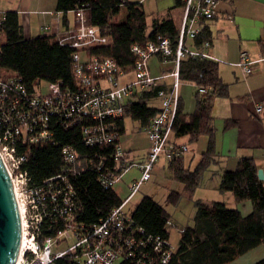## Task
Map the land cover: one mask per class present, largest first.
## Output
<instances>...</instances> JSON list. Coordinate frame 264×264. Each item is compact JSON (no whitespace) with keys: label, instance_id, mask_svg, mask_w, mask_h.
<instances>
[{"label":"built area","instance_id":"1","mask_svg":"<svg viewBox=\"0 0 264 264\" xmlns=\"http://www.w3.org/2000/svg\"><path fill=\"white\" fill-rule=\"evenodd\" d=\"M73 14L74 26L54 30L50 37L59 46L75 51L71 59L74 90L62 88L58 82H44V87L39 83L30 91L20 78L4 77L0 68V158L10 176L21 218V240L14 264H167L175 250L170 240L152 238L142 229L133 228L131 213L124 209L140 187L151 180L160 158L168 161L188 152L186 146L171 140L180 100V64L186 59L219 62L209 54L210 41L195 44L206 22L217 16V0H183L174 46L162 37L144 48L133 46L131 51L137 59L130 72H124L109 58L81 59L78 51L103 45L106 38L99 27L88 23L83 11ZM5 16L0 12V47ZM154 56L170 64V71L153 76L149 60ZM253 64L243 51L234 66L246 77ZM127 77L130 80L125 82ZM166 80L171 81L169 89L158 91V113L144 130L148 153L144 161H132L120 145L116 121L123 117L128 101L161 87ZM254 111L260 113L261 106L256 105ZM76 127H80L85 146L115 147L113 167H106L105 162L79 161L73 149L66 146L60 150L62 171L39 185L33 184L23 169L29 159L28 149L54 144L56 130ZM131 169H136L139 176L119 206L96 225L77 222L76 179L91 172L107 191ZM168 225L174 227L171 222ZM175 230L180 236L184 233V228Z\"/></svg>","mask_w":264,"mask_h":264},{"label":"trees","instance_id":"2","mask_svg":"<svg viewBox=\"0 0 264 264\" xmlns=\"http://www.w3.org/2000/svg\"><path fill=\"white\" fill-rule=\"evenodd\" d=\"M122 8L126 13L123 19L118 20ZM174 8H183V0H173ZM79 10L84 12L89 24L100 28L101 35L106 38L103 45L78 51L82 60L109 58L124 72H130L137 59L131 51L133 46L144 48L155 42L157 37L168 38L172 46L175 44L178 28L174 22L171 19H153L149 29L141 4L128 0H56V11L59 13L66 15ZM5 15L0 47V68L4 77L20 78L30 91L41 82H58L62 88L74 90L71 59L75 51L59 46L52 37L25 40L18 14L11 11ZM209 40V33L204 28L195 44ZM44 47L47 58L41 55ZM179 76L182 82L193 84L197 91L195 110L191 115L184 114L179 100L172 126L173 136L188 137L191 144L206 136L209 142L192 171L184 169L183 156L168 160L172 180L183 186L182 193L172 192L168 195L167 202L170 204H176L182 195L192 196L204 172L215 162L212 102L216 97L228 96L227 86L218 74V64L186 59L180 64ZM161 89L157 87L143 92L135 97V101L126 103L123 117L116 121L120 136L125 131V118L138 123L143 131L147 128L150 119L158 113L150 102L157 98ZM235 125L236 122H226L225 127ZM54 140V144L28 149L29 159L23 169L33 184L39 185L62 171L60 150L66 146L73 149L79 161L105 162L106 167L114 165L112 157L115 147L85 146L80 127L56 130ZM257 171L253 160L241 159L234 171L222 173L218 188L221 193H231L237 204L250 202L251 214L243 217L223 203L204 204L196 201L193 225L184 229L167 264H229L264 244V186L257 178ZM73 183L79 206L77 222L87 226L96 225L112 208L122 203L113 189L103 190L96 175L91 172L83 174ZM130 215L133 228L142 229L145 235L152 238L169 240L170 216L152 198L144 197ZM255 264H264V258Z\"/></svg>","mask_w":264,"mask_h":264},{"label":"crops","instance_id":"3","mask_svg":"<svg viewBox=\"0 0 264 264\" xmlns=\"http://www.w3.org/2000/svg\"><path fill=\"white\" fill-rule=\"evenodd\" d=\"M128 2L141 4L146 14L147 0ZM179 9L181 15L176 23L170 13H157L152 18L171 19L179 28L182 8ZM11 11L18 14L25 40L50 37L54 30L74 26V14L57 12L56 0H0V12L6 14ZM205 28L211 43L209 54L219 61L218 74L227 86L228 96L216 97L212 102L215 162L202 175L194 197L204 204L223 203L246 217L252 212L251 203L237 204L231 193H221L218 188L222 173L234 171L241 159L253 160L264 176V0H217V16L206 22ZM243 51L254 61L252 72L246 77L234 66ZM149 69L153 76H159L169 72L171 65L154 56L149 60ZM129 80L130 77L124 79L125 82ZM170 84L171 81L166 80L161 87L167 90ZM196 91L193 84L181 81L179 96L186 115H191L195 110ZM150 105L159 109L160 101L155 99ZM256 105L261 106L258 114L254 111ZM226 122H236V125L226 128ZM171 140L188 148L182 158L183 167L188 171L197 166L209 142L206 136H201L194 144L190 143L188 137L174 138L172 135ZM122 144L121 139V147ZM122 149L130 160L140 163L145 160L149 142L147 139V147L140 157H134L130 150ZM159 164L161 168L168 167V161L164 158H160L156 166ZM191 166H194L193 169H190ZM262 183L264 186V180ZM180 185L179 192H183V186ZM177 221L170 216L171 223ZM186 227L182 225L180 228ZM263 258L264 244L229 264H255Z\"/></svg>","mask_w":264,"mask_h":264},{"label":"rangeland","instance_id":"4","mask_svg":"<svg viewBox=\"0 0 264 264\" xmlns=\"http://www.w3.org/2000/svg\"><path fill=\"white\" fill-rule=\"evenodd\" d=\"M134 1V0H129ZM146 11V21L150 29L152 17L158 14H171L172 19L177 22V19L181 15L179 8L173 9V0H147ZM126 13L125 8H122L119 15L117 16L118 20L124 18ZM160 17V16H157ZM164 17V16H163ZM42 45V44H41ZM42 47V46H41ZM41 55H46L47 51L44 48L41 50ZM46 57V56H45ZM47 58V57H46ZM42 87H44V82H41ZM125 131L122 135V147L126 150H130L134 157H140L144 149L147 147V138L143 130H141L138 123L133 122L129 118L124 119ZM194 166H191L190 169H193ZM157 169H154L152 173V178L149 182L144 183L139 191L131 198V200L126 205L124 211L126 213H131L140 203L144 197L152 198L157 204L162 206L173 218L174 220L178 219L176 223H173L174 227H170L169 230V240L171 245L174 248H177L180 235L175 230V227L180 228L182 225L191 227L193 225V218L195 215V206L194 203L197 201L192 196L182 195L176 204H170L167 202V197L170 193H182L179 192V183L172 180V177L168 171V167L161 168L160 164L156 166ZM139 173L136 169H131L125 176H123L117 184L113 187V190L117 196L124 200L129 194L128 188L131 186V181L137 179ZM181 186V185H180ZM23 201L24 198L22 197ZM181 225V226H180Z\"/></svg>","mask_w":264,"mask_h":264},{"label":"water","instance_id":"5","mask_svg":"<svg viewBox=\"0 0 264 264\" xmlns=\"http://www.w3.org/2000/svg\"><path fill=\"white\" fill-rule=\"evenodd\" d=\"M264 180L262 170L257 171ZM21 240V218L10 176L0 158V264H14Z\"/></svg>","mask_w":264,"mask_h":264}]
</instances>
